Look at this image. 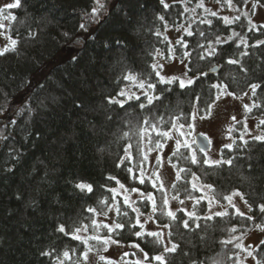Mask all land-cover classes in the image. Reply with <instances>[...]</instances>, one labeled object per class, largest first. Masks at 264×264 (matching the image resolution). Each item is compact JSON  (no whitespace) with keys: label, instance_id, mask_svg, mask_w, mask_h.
Returning a JSON list of instances; mask_svg holds the SVG:
<instances>
[{"label":"trees","instance_id":"1","mask_svg":"<svg viewBox=\"0 0 264 264\" xmlns=\"http://www.w3.org/2000/svg\"><path fill=\"white\" fill-rule=\"evenodd\" d=\"M207 1L215 3V0ZM104 2L107 12L102 14L98 23H90L87 32L81 31L79 25L87 22V14L94 7L93 0H21V8L7 10L0 15L3 19L9 13L16 17V20L7 19L5 32L18 41L15 51L0 56V264H53V257L66 247L77 248L78 255L83 246L71 237L57 233L56 226L90 216L85 211L89 205L97 207L98 200L110 198L112 194L106 189L118 188L115 180L108 179L110 176L116 177L129 189L139 187L144 191H153L159 203L160 193L155 192L150 184L142 186L132 179V174L127 172L130 163L116 166L127 142L123 137V132L128 131L126 121L135 120V116L129 117L117 105L107 104L105 97L115 95L122 84L127 83L118 82L117 78L123 72L129 69L137 73L151 72L155 49L168 55L169 45L163 36L154 34L157 29L175 46L178 59L182 49L175 41L182 33L174 28L169 29L174 31L173 35L164 32L162 23L156 19L157 13H165L159 0ZM195 3L196 0H192L189 6ZM179 11H182V6L176 5L169 10L170 16L165 15L169 24L173 20L184 22L185 18L178 15ZM197 12L202 13V10L197 9ZM242 23L246 24L243 18ZM255 24L259 26L263 23ZM234 27L247 36L249 44L264 40V29L247 32L239 25ZM221 31L227 32L222 25ZM186 39L190 43L195 42V38ZM225 50V54L218 57L193 60L194 71L208 73L206 78L198 81L195 89L201 93L203 103L214 97L216 90L211 88L213 83L223 81L239 95L248 90V84L264 81V62H261L264 46L248 49L252 55L243 58L245 67L249 69L247 75L237 66L224 63L227 55L243 49H236L232 44L225 46ZM73 57L78 59L73 60ZM156 59L160 63L169 61L160 57ZM213 65L223 66L208 72ZM172 89L164 102L168 106L166 118L168 114L180 110L188 112L191 107L192 93L188 89L181 90L178 84L172 85ZM252 99L264 102V94L258 90V96ZM101 106L113 117L111 121L103 119ZM159 111L165 112L164 105H160ZM262 112L264 110L254 109L249 118L256 124V118L261 117ZM147 113L146 109L141 115ZM235 127L237 130L232 135L238 137L242 125L236 124ZM255 131L253 134L258 133V130ZM135 141L133 137L131 142ZM237 143L240 141L237 140ZM249 147L252 148L249 153L252 162L255 164L260 160L264 163V143L252 142ZM224 155L227 158L231 155L243 156L244 153H230L225 149ZM247 163L239 159L232 167L224 165L208 169L205 166L203 170L210 175L202 176V179L214 183L218 192L227 194L239 189L250 203L264 202V179L249 183L241 178L242 175H249ZM191 167L201 175L199 166ZM79 181L91 183L94 192L90 195L74 194L72 184ZM116 199L122 203V195ZM134 199L141 203L138 195ZM148 210L142 208V211ZM129 215L134 218L135 214L129 210ZM97 219L102 220L101 217ZM84 222L88 221L85 219ZM162 222H167V218H162ZM209 223L213 227L206 234L200 230L197 234L181 229L183 239L179 236L175 239L180 241L183 249L191 250L205 264H212L213 259L233 264L235 257L232 260L228 257L237 250L232 245L219 243L229 236L224 229L244 223L251 231L254 230L252 222L236 217L231 220L215 218ZM104 232L101 230V234ZM200 235H205L204 241L200 240ZM118 238L122 243L136 241L127 227ZM261 240H264V232L254 245ZM141 247L150 257L163 251L150 242H141ZM53 248L56 250L53 257L40 255V252ZM256 255L264 260V248ZM129 257H132L131 252ZM169 259L175 264L181 258ZM132 261L129 259V264ZM151 264L157 262L152 261ZM183 264L187 261L184 260Z\"/></svg>","mask_w":264,"mask_h":264},{"label":"snow or ice","instance_id":"2","mask_svg":"<svg viewBox=\"0 0 264 264\" xmlns=\"http://www.w3.org/2000/svg\"><path fill=\"white\" fill-rule=\"evenodd\" d=\"M250 2L251 9H248L247 6ZM93 3L94 7L87 14V22H82L79 25L81 31L87 32L89 24L98 23L102 14L107 12L104 0H93ZM159 3L165 13H157L156 19L162 23L164 32L174 28L177 32L182 33L175 44L182 49L179 61L184 66V72L180 76L162 74L164 64L160 63L156 57L172 61L177 59V50L168 37L157 29L154 34L157 37L163 36L164 41H167L169 45L168 55L165 56L160 49H155L153 62L150 65L151 72L137 73L131 69L123 72L117 78L118 82L126 81L127 83L122 84L115 95L105 97L107 104L117 105L129 117L135 116V120L128 119L126 121L125 126L128 131L123 132V137L127 142L122 148L123 155L118 158L116 166L121 167L126 162L130 163L131 166L127 167V172L132 174V179L138 181L142 186L146 183L150 184L155 192L160 193L159 203L153 191H144L139 187L129 189L116 177H108L110 180H115L118 185V188L106 189L112 194L110 198L105 197L98 200L97 207L89 205L85 211L90 213V216L72 220L68 225L59 223L56 226L57 233L78 241L83 246V250L79 251L77 255V248L66 247L55 257H53V253L56 251L54 248L51 251L40 252L41 256L53 257V264H92L90 255L96 257L95 264H129L124 259L129 255L128 252L123 253L120 262L103 254L109 250L111 245L124 246L118 237L126 227L130 234L136 238V241H140H132L128 244V247L136 250L132 252V255L135 256L137 251L142 254V258L132 261L131 264H151L152 261H156L157 264H173L169 257L181 258L175 264H183L184 260L187 261V264H205L198 256H194L191 250L183 249L180 241L175 237L179 236L181 240L183 239L184 232L181 229L197 234L200 230L206 234L213 227L209 222L215 218L231 220L238 217L241 221L252 222L251 228L264 232V202L250 203L246 194L239 189H233L227 194L218 192L214 183L202 179V176L210 175L209 172L203 170L205 166L208 169L220 168L224 165L232 167L234 162L239 159L248 161L249 175H242V179L249 183L264 179V163L257 160L254 164L251 155H249L252 151V148L249 147L250 143H264V112L261 117L256 118L257 134H253V130L248 125L249 115L254 109L264 110V102L258 103L252 99L258 96V90L264 94V81L248 84V90L239 95L230 90L229 85L223 81L213 83L211 88L216 90L215 95L209 102L203 103L201 93L196 92L195 89L198 81L206 78L208 73L194 71L195 64L193 63L194 58L204 61L221 56L225 54V46L234 44L236 49L242 48L243 50L227 55L224 63L237 66L241 72L247 75L249 69L245 67L243 58L252 55L248 51L249 48L264 46V40H256L254 44H249L247 36L237 31L234 25H239L247 32H259L264 29V24L257 26L252 19L257 8L264 7V4H261V0H215L219 7L213 10L206 6L205 0H196L192 7L189 6L192 0H172L171 3H168L167 0H159ZM176 5L182 6V11H179L178 15L185 18L184 22L177 23L176 20H173L169 24L165 15L170 16L169 10L174 9ZM21 7V0L5 3L0 6V15H3L7 10ZM197 9H201L202 13H198ZM225 9L236 14L222 15L221 13ZM186 13L189 15L185 17ZM242 18L246 24L242 23ZM4 19L16 20V17L9 13L4 16ZM221 25L227 32L221 31ZM29 35L33 34L29 32ZM186 37L195 38V42L190 43ZM8 40L9 44L0 49V56L16 50L18 41L11 37H8ZM76 59L78 57H73V60ZM261 62H264V57L261 58ZM222 66L217 65L216 67ZM257 66L259 67V65ZM175 84H178L179 89H188L192 93L191 107L188 112L180 110L168 114L166 118L165 113L168 106L164 102L172 93V85ZM245 96L249 97L251 103L242 104L245 113L243 119L237 120L234 115L230 118L233 123L227 127V139L231 142L223 144L214 156L212 154L213 141L205 132L196 131L197 121L210 119L215 105L222 98L231 97L243 101ZM201 103H203V107L200 106ZM160 105H164L165 112L159 111ZM130 109L131 111H129ZM146 109L148 110L147 115L142 116L141 113ZM101 116L106 121L113 119L108 111L103 109V106H101ZM236 124L242 125L238 137L232 135L237 130ZM133 137L136 138L135 143L131 142ZM237 140L240 143H237ZM169 148L170 150L166 151ZM225 149L230 153L239 151L244 155H231L225 158ZM153 153L155 156L150 162L149 157ZM165 164L171 167L175 174L170 188L166 186L162 176ZM191 166H199L201 175L193 171ZM6 170L11 171V169ZM72 188L76 195H90L94 192L93 185L84 181L75 182L72 184ZM131 193H137L141 203L138 204L136 199H132ZM181 193H183V198H181ZM118 195H122V203L116 199ZM236 198H239V201L243 203L246 211L241 210ZM173 201L181 207H176L173 210ZM186 201L191 202V208L186 205ZM142 208L150 210L145 212L142 211ZM230 209L233 211L230 212ZM129 210L135 214L134 218L130 217ZM110 213L114 215L110 216ZM97 217H104L108 222L98 220ZM162 218H167V222H162ZM85 219L88 221L87 223L84 222ZM149 223L156 226L155 230L146 227ZM101 230H105L104 234H101ZM224 230L229 233V236L219 243L223 246L232 245L237 250L228 257L230 260L235 257L233 264H246L249 257L252 258L254 264H264V260L258 259L256 255L264 248V240L256 245L244 243V239L250 231L249 225L241 223L239 227L232 225ZM237 232H239L238 235L235 234ZM199 238L204 241L205 235H200ZM141 242H150L162 248L163 251L150 257L149 253L141 247ZM74 256L77 258L73 259ZM212 264H224V262L222 259H213Z\"/></svg>","mask_w":264,"mask_h":264},{"label":"rangeland","instance_id":"3","mask_svg":"<svg viewBox=\"0 0 264 264\" xmlns=\"http://www.w3.org/2000/svg\"><path fill=\"white\" fill-rule=\"evenodd\" d=\"M9 2H13V0H0V6H3L5 3H9ZM205 3H206L207 7H210L213 10H215L219 7L216 3H212L209 1H207ZM247 7H248V9H251V2L248 4ZM221 14L231 16V15H234L236 13L230 12L227 9H225ZM252 19H253L254 23H263L264 24V8L263 7L257 8L256 14L254 16H252ZM6 23H7V20L1 18V16H0V25H3V27H0V49L5 47L9 42L8 36L5 32ZM168 33L170 35H173L174 31L168 30ZM161 63L164 64V69H163V73H162L164 75L180 76L185 70L183 64L180 63L178 58L175 60H172V61H166V62H161ZM243 103H251L248 96H245L243 101L233 99L231 97L222 98L215 105V107L213 109V115L210 119H206L203 121H199V120L197 121L196 131L197 132H205L206 134H208V136L213 141L212 154L214 156L217 154V150L223 144L230 142V140L227 139V127L230 123H232L230 118L233 115L236 116L237 119L244 117L245 113H244V109L242 107ZM248 125H249V128L253 130V133L256 132L255 131V122L252 118L248 119ZM169 144L171 145V142H169ZM168 150H170V148L166 149V151H168ZM154 156H155V153L150 155V157H149L150 162H152ZM162 176L164 178L166 186L169 187L171 181L174 179L175 174H174V171L171 169V167H169L167 164H165V167L162 171ZM130 195H131V198L134 199L138 194L137 193H131ZM236 202L240 206L242 211H246L243 203L241 201H239V198H236ZM186 205L189 208H191V202L190 201H186ZM172 206H173V208L181 207V205H179L175 201L172 202ZM109 215L112 216V213H110ZM101 219L108 222L104 217H101ZM146 227L155 230L156 226L154 224L149 223L148 225H146ZM261 235H262L261 231L256 230V229L251 230L248 233V235L245 237L244 243L254 245L260 239ZM128 244L129 243H123L124 246L111 245L109 247V250L103 254L105 256L113 259L114 261L120 262L121 257L123 256V253H125V252H128V253L131 252L132 253L133 251H135V249L128 247ZM138 258H142V255L137 253V255H135V256L132 255L131 258L128 255L124 259L128 261L129 259L136 260ZM90 260L92 261V264H95L96 257L90 255ZM246 264H254V261L252 260V258L249 257L246 260Z\"/></svg>","mask_w":264,"mask_h":264},{"label":"water","instance_id":"4","mask_svg":"<svg viewBox=\"0 0 264 264\" xmlns=\"http://www.w3.org/2000/svg\"><path fill=\"white\" fill-rule=\"evenodd\" d=\"M217 70V67L213 65L211 68L208 69V72H214Z\"/></svg>","mask_w":264,"mask_h":264}]
</instances>
